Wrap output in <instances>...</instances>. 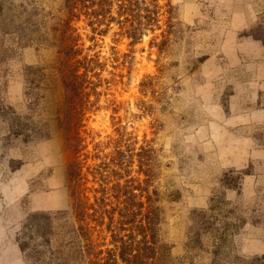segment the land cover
<instances>
[{
    "label": "rangeland",
    "instance_id": "374dc122",
    "mask_svg": "<svg viewBox=\"0 0 264 264\" xmlns=\"http://www.w3.org/2000/svg\"><path fill=\"white\" fill-rule=\"evenodd\" d=\"M67 2L0 0V264H264V0Z\"/></svg>",
    "mask_w": 264,
    "mask_h": 264
},
{
    "label": "trees",
    "instance_id": "16d2710c",
    "mask_svg": "<svg viewBox=\"0 0 264 264\" xmlns=\"http://www.w3.org/2000/svg\"><path fill=\"white\" fill-rule=\"evenodd\" d=\"M78 3H80V4H82V6H83V8H89V9H91L90 8V6H86L87 4H85V3H83L82 2V0H68V2H67V6H68V13H67V16L69 17V18H72L73 17V12L75 11V10H77V5H78ZM98 6V10H100L101 12H103V11H105V10H107L106 9V6L104 5V6H101V5H97ZM92 13H94L96 16H100V14L99 13H96L94 10H93V12ZM73 92V91H72ZM74 93V92H73ZM75 93L76 94H74V96H79V95H81V92H80V90H78V92L75 90ZM74 195V200L75 201H77V203H78V205H81V211H83V209H84V207H85V205H86V203H84V202H82V199H81V201L80 200H78L79 198H80V196H79V194L76 192V191H74V192H72V196ZM89 209H90V206H89ZM46 239H47V242L49 241L48 239V237L46 236ZM121 258V257H120ZM122 259V258H121Z\"/></svg>",
    "mask_w": 264,
    "mask_h": 264
}]
</instances>
